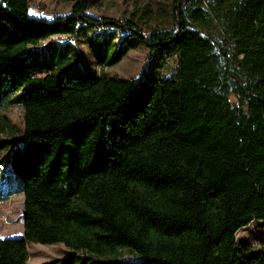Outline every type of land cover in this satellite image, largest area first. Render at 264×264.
Segmentation results:
<instances>
[{
  "label": "trees",
  "instance_id": "obj_1",
  "mask_svg": "<svg viewBox=\"0 0 264 264\" xmlns=\"http://www.w3.org/2000/svg\"><path fill=\"white\" fill-rule=\"evenodd\" d=\"M68 1L70 13L46 18L29 0H0V86L23 88L0 102L22 108L10 153L21 182L0 198L24 197L23 233L0 239V264H27L29 243L63 244L70 264H264V241L236 240L264 220V0H175L173 26L146 32L139 17ZM216 23L221 36L203 30ZM87 29L126 30L147 47L141 73L27 62L41 40ZM160 48L175 51L170 77L146 75ZM121 53L94 55L104 68Z\"/></svg>",
  "mask_w": 264,
  "mask_h": 264
},
{
  "label": "rangeland",
  "instance_id": "obj_2",
  "mask_svg": "<svg viewBox=\"0 0 264 264\" xmlns=\"http://www.w3.org/2000/svg\"><path fill=\"white\" fill-rule=\"evenodd\" d=\"M204 5L208 1L201 0ZM175 0H89L86 12L96 17H109L124 20L130 17H139L142 29H168L174 24ZM71 2L68 0H29V14L52 18L55 15L70 13ZM146 10L152 19H140ZM211 34L221 36L219 25L203 27ZM126 30H95L87 29L86 33L79 31L72 39L68 36H57L54 41L41 40L34 50L28 54L27 62L33 67L49 65L54 71L68 75L90 74L104 72L108 76L124 78L136 77L141 73L149 49L141 45L132 37H126ZM39 45L43 47L40 48ZM93 48V49H92ZM119 50L120 58L106 67H100L95 59V53H105L106 58L115 56ZM94 51V52H93ZM176 66V54L173 49L168 54L160 48L153 52L147 64L146 75L151 77H170ZM45 71L33 70L32 74L43 75ZM23 88L12 91L10 84L0 86V102L9 98L14 99ZM235 97L231 96V101ZM0 104V197L11 191L18 190L21 178L10 168V153L13 148L21 147L22 137V108L20 106H7ZM5 118L10 122L8 126ZM23 193L12 194L8 199L0 198V237L19 236L23 233ZM238 242H249L258 248L264 241V220L252 221L241 227L236 233ZM71 250L61 243L28 244L27 264H70L67 255ZM74 264H96L90 259H78ZM125 264H142L140 261L127 260Z\"/></svg>",
  "mask_w": 264,
  "mask_h": 264
},
{
  "label": "snow or ice",
  "instance_id": "obj_3",
  "mask_svg": "<svg viewBox=\"0 0 264 264\" xmlns=\"http://www.w3.org/2000/svg\"><path fill=\"white\" fill-rule=\"evenodd\" d=\"M0 239H2V237H0Z\"/></svg>",
  "mask_w": 264,
  "mask_h": 264
}]
</instances>
